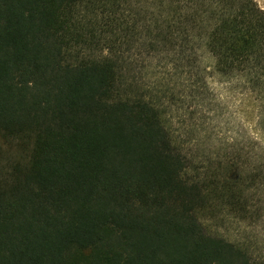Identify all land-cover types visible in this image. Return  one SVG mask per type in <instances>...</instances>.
Returning a JSON list of instances; mask_svg holds the SVG:
<instances>
[{"label": "trees", "instance_id": "1", "mask_svg": "<svg viewBox=\"0 0 264 264\" xmlns=\"http://www.w3.org/2000/svg\"><path fill=\"white\" fill-rule=\"evenodd\" d=\"M200 48L263 132L254 0H0V264H264V144L211 141Z\"/></svg>", "mask_w": 264, "mask_h": 264}, {"label": "rangeland", "instance_id": "2", "mask_svg": "<svg viewBox=\"0 0 264 264\" xmlns=\"http://www.w3.org/2000/svg\"><path fill=\"white\" fill-rule=\"evenodd\" d=\"M259 7L264 10V0H254ZM198 68L202 70L205 81L207 82V90L210 92L214 103H219L216 107V111L219 113L210 120V117L206 120L210 123L207 132L210 134L211 141L222 140V138L238 137L240 135H248L257 138L264 144V131H259L256 125V118L258 114V108L249 104L253 98L246 97L241 92L240 87H235L236 83H229V80L224 79L216 75L213 71V59L202 48L199 49V61ZM211 114V113H210ZM174 127L178 128L181 133L183 132L180 125L174 123ZM194 131H185L182 133L183 138L207 136V133L199 128L193 129ZM219 135H216V132ZM200 132V133H199ZM217 137V138H216ZM0 144L6 149L5 144L0 139ZM12 151V150H9Z\"/></svg>", "mask_w": 264, "mask_h": 264}]
</instances>
